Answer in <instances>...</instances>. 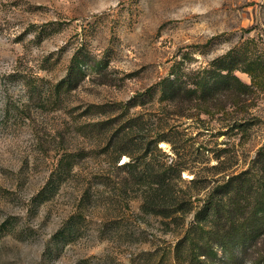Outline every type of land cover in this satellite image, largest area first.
<instances>
[{
  "label": "rangeland",
  "instance_id": "1",
  "mask_svg": "<svg viewBox=\"0 0 264 264\" xmlns=\"http://www.w3.org/2000/svg\"><path fill=\"white\" fill-rule=\"evenodd\" d=\"M78 48L103 69L86 68L55 103L49 97ZM223 57L239 59L235 75L246 88L212 80L201 99L159 102L157 84L172 66L195 89ZM242 62L254 63L255 80ZM150 87L146 107L130 113L169 115L168 126L185 134L187 160L199 161L208 179L205 195L246 171L263 188L264 0H0V264H187L173 252L177 235L142 215L140 199L114 210L119 172L78 131L94 119L89 105L125 103ZM160 147L173 156L170 145ZM82 149L93 153L56 182L61 157ZM105 172L111 180L101 181ZM260 254L264 236L244 264Z\"/></svg>",
  "mask_w": 264,
  "mask_h": 264
},
{
  "label": "trees",
  "instance_id": "2",
  "mask_svg": "<svg viewBox=\"0 0 264 264\" xmlns=\"http://www.w3.org/2000/svg\"><path fill=\"white\" fill-rule=\"evenodd\" d=\"M91 59L89 52L78 48L66 76L54 86L49 98L59 103L61 97L73 91L86 76V68L101 69V72V60L93 63ZM216 63L213 72L201 74L195 89L190 87L189 73L172 66L157 84L159 102H187L194 95L201 99L204 94L214 91V83L224 84L227 88L232 83L247 87L235 75L238 58L223 57ZM242 63L245 65L242 70L255 80L257 68L254 63ZM39 93L38 87L34 86L33 95ZM146 93L152 96L153 88L137 93L125 103L89 105L86 113L94 119L78 129L85 137H93L99 142L97 157L112 171L119 172V178L113 181L114 195L109 196L110 204L115 211L120 206L126 212L130 201L140 199L142 215L160 218L166 231L177 235L173 252L187 264H244L264 236V184L260 181L261 178L264 180V148L259 150L260 166L257 169L258 174L261 173L258 181L263 188L253 187L255 180L245 179L246 171L229 177L227 182L216 185L205 195L208 179L198 167L199 161L187 160L185 134L175 126H168L169 115L130 113L138 103L146 107ZM162 143L170 145L173 156L162 150ZM92 153L82 149L76 154H64L55 170L56 182L71 176L77 161ZM123 157L128 160L120 164ZM185 171L194 175L188 183L182 176ZM100 177L101 181L111 180L109 172ZM55 184L52 180L47 188H53ZM253 188L257 191L255 194H252ZM255 198L257 204L250 207L251 199ZM83 202L81 200V205ZM250 261L251 264H264V255Z\"/></svg>",
  "mask_w": 264,
  "mask_h": 264
},
{
  "label": "bare ground",
  "instance_id": "3",
  "mask_svg": "<svg viewBox=\"0 0 264 264\" xmlns=\"http://www.w3.org/2000/svg\"><path fill=\"white\" fill-rule=\"evenodd\" d=\"M127 158H125V160H126Z\"/></svg>",
  "mask_w": 264,
  "mask_h": 264
}]
</instances>
